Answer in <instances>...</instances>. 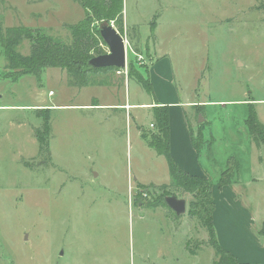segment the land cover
<instances>
[{
	"label": "rangeland",
	"instance_id": "obj_1",
	"mask_svg": "<svg viewBox=\"0 0 264 264\" xmlns=\"http://www.w3.org/2000/svg\"><path fill=\"white\" fill-rule=\"evenodd\" d=\"M2 3L1 31L37 27L65 43L72 38L68 25L84 16L79 0ZM122 5L123 28L107 23L126 39L120 73L113 67L89 72L88 84L79 86L68 71L47 67L33 82H0L3 99L44 100L46 106L141 103L152 94L135 72L145 76L150 68L162 94L168 95L170 86L182 104L189 99L203 105L183 108L205 176L216 188L222 170L238 167L229 178L236 190L231 186L220 195L214 189L222 245L248 264H264V234H259L264 229V141L248 133L244 122L249 102L264 122V0H122ZM134 32L148 38L149 61ZM29 46L24 39L16 50L27 54ZM99 46L108 52L104 42ZM4 61L0 43V73ZM157 61L166 69L158 65L154 73ZM46 108L50 159L38 155V142L25 151L26 134L18 136L9 124L29 120L35 129L43 108L29 114L0 111V132L9 136L0 152V264H216L196 217L175 214L167 204L146 205L162 190L154 184L145 196V183L168 178L163 157L135 133L134 120L150 138L147 109ZM165 191L184 198L186 210L193 199L173 184Z\"/></svg>",
	"mask_w": 264,
	"mask_h": 264
},
{
	"label": "trees",
	"instance_id": "obj_2",
	"mask_svg": "<svg viewBox=\"0 0 264 264\" xmlns=\"http://www.w3.org/2000/svg\"><path fill=\"white\" fill-rule=\"evenodd\" d=\"M83 7L84 16L80 22L69 24V31L72 36L70 42H63L50 36L40 28H29L24 25L7 27L3 33H0L1 52L5 59L7 72L5 78L16 81L22 75H33L38 79L43 69L47 67H59L68 71L79 86L88 84L87 76L89 72L97 70L112 69L109 67L94 68L89 64V59L97 54L103 53L99 43H103L99 28L101 24L113 20L117 27L123 28V5L122 0H79ZM100 22V23H99ZM27 39L30 42L29 53L18 52L16 47ZM132 64V63H131ZM118 70V68L113 67ZM131 74V72L129 73ZM133 74V73H132ZM129 76V75H128ZM135 79L144 87L147 93L151 94L152 86L147 75L142 76L135 72ZM248 111L244 122L248 133L254 137L259 136L264 141V125L258 120L257 114L251 102L248 103ZM38 110L37 115L42 117L40 125L35 127L34 136L38 142V155L47 156L50 159L49 151V108ZM154 118L157 127V134H153L148 139V144L158 154H163L166 158L170 184L180 188L184 192L192 194V200L188 204L186 213L189 216L197 218L199 223L206 229L208 234V243L213 246L216 264H248L242 262L231 252L220 246L216 238V230L213 226L212 215L214 210V198H212V183L208 177L188 174L182 170L169 154V109L166 105L153 108ZM42 112V113H41ZM231 159V158H230ZM234 168L237 165L233 166ZM234 168L227 167L220 172L217 178V185L221 186L231 184L230 176L233 175ZM238 168V167H237ZM142 187V186H141ZM144 187V195L149 194V187H156L154 184ZM167 185L158 186L161 193L154 200H147L146 205L161 206L166 205L164 196L171 194L165 191ZM264 234V229L259 234Z\"/></svg>",
	"mask_w": 264,
	"mask_h": 264
},
{
	"label": "crops",
	"instance_id": "obj_3",
	"mask_svg": "<svg viewBox=\"0 0 264 264\" xmlns=\"http://www.w3.org/2000/svg\"><path fill=\"white\" fill-rule=\"evenodd\" d=\"M3 0H0V15H4L6 14V9L4 8V6L2 5ZM134 25H138L139 22L134 21V23H132ZM125 29V28H124ZM5 31V30H4ZM4 31H1L0 29V33H3ZM134 34H136L138 37H136L138 39V46H140V48H144L146 49L145 51H147L146 53V57L149 58L151 57V54L149 53L148 49V38L144 39L141 37V35L139 34V32H134ZM162 61V60H161ZM159 63V64H158ZM157 66H155L154 68H152V70L154 71V73L156 72V69H158V65H161L164 70L166 69V64L165 62H161L157 61L156 63ZM2 70L0 73V82H8V80L10 81V78H5L4 74L7 72V69L4 68L5 67V61L4 63L1 65ZM167 72L166 75L167 78H171V75H169V71H168V65H167ZM27 79L30 82H33V80H37L36 77H34L33 75H22V77H20L19 79H17L16 81H22L23 79ZM34 78V79H33ZM148 78L150 79V68H148ZM39 79V78H38ZM12 81V80H11ZM158 81V79L154 78V75L151 74V86H152V99L148 100V101H143L141 103H124V104H107V105H103L100 103L97 104H83V105H78V104H64V103H54L53 105H47L44 103V100H38L37 102H12L10 100L5 101L3 99V93H0V111L2 110H14V111H18V112H27L29 114L28 111H34V110H38V108H46V107H75V108H88L90 106H97V107H109L108 109H110V107H120L123 108V110H127V109H147V116L150 119V122L148 123L150 128L152 129L151 131V136L154 134H157V127L155 123V118H154V111L153 108L154 107H158V106H163L166 105L169 109V117H168V124H169V132H168V139H169V154H171L173 160L177 163V165L182 168V170L186 171L188 174H194V175H199L202 177H205V171L204 168L201 167L200 165V153L198 152L197 146L195 144L194 138L192 137L193 134V125L188 121L186 114H185V109L183 107L191 105V106H203L198 104H195V102L188 100H185V102L182 104L180 102V100L178 99V93H176L174 90H172L169 86V91H168V95L162 94L159 90V88L156 86V82ZM153 84V85H152ZM40 85V83H39ZM42 86V85H41ZM34 88H32V90L30 91V95L31 97H33L36 94V91H38V87L36 85V82L33 86ZM50 93L48 92V95ZM34 98V97H33ZM151 98V97H150ZM31 109V110H29ZM257 114V113H256ZM139 116V114H138ZM138 116H135V119H138ZM257 118L259 121H261L257 115ZM32 121H27L25 120L23 121H13L12 119L9 120V124L12 127H16L19 131H18V136L20 137H24V134H26L27 136V142L30 143V145H27V148L25 151H32V145L37 143V140L34 136V129H33V125L31 126ZM261 123H264L263 121H261ZM134 125L135 127H137L135 129V133L136 135H140V137L142 139H146L147 145L148 144V138L143 137V130L141 129L140 125L137 124L134 120ZM26 127V128H25ZM9 139V136L7 135V132H5L4 134H1L0 132V152L3 151L2 146H3V142L2 140L4 138ZM20 144L22 145V147H24V145L20 142ZM150 147V146H149ZM38 148V146H37ZM151 148V147H150ZM152 150H154L153 148H151ZM8 150V149H7ZM38 150V149H37ZM23 151V149H22ZM156 156H162L163 159L165 160V164H166V169H167V173H168V178L164 179L163 181H157V183H153V182H149V183H145L146 185L148 184H158V186H161V184H165V185H170V175H169V169H168V165H167V161L166 158L163 154H158L155 150H154ZM30 155V154H29ZM28 156V155H26ZM19 157H24L23 155H20ZM17 158V157H16ZM163 159L161 158V167L163 169ZM164 170V169H163ZM137 178V177H136ZM138 184L141 185H145L144 183H140L138 182ZM232 186V187H231ZM234 186V184H226L221 186V188L217 185L216 188H214V186H212V198H214V210H213V215H212V222H213V226L216 230V238H217V242H219L220 246L223 247L224 249H226L222 244L223 242H221V238H220V234L217 228V223H216V214H217V208H218V204H217V197L215 195L214 189H217V191H219V193L222 191L223 193H225V191L229 190ZM234 190H236V188H233ZM223 193H220L223 194ZM160 207V206H159ZM180 215V214H179ZM179 220V218L177 219ZM205 230V229H204ZM205 234V239H207V232H203ZM259 235V234H257ZM227 251L231 252L230 250L226 249ZM232 253V252H231ZM235 257L236 255L234 253H232ZM237 259H239L240 261H242L239 257H237ZM244 262V261H242Z\"/></svg>",
	"mask_w": 264,
	"mask_h": 264
},
{
	"label": "water",
	"instance_id": "obj_4",
	"mask_svg": "<svg viewBox=\"0 0 264 264\" xmlns=\"http://www.w3.org/2000/svg\"><path fill=\"white\" fill-rule=\"evenodd\" d=\"M99 35L105 45L107 46L108 52L97 54V56L89 59V64L94 68L103 67H116L118 69L124 68L126 50L124 36L120 35L112 24H101L99 28ZM165 202L168 207L175 214H182L186 211V200L184 198H178L173 194L164 196Z\"/></svg>",
	"mask_w": 264,
	"mask_h": 264
},
{
	"label": "built area",
	"instance_id": "obj_5",
	"mask_svg": "<svg viewBox=\"0 0 264 264\" xmlns=\"http://www.w3.org/2000/svg\"><path fill=\"white\" fill-rule=\"evenodd\" d=\"M124 40H125V43H126V39L124 38ZM126 50V49H125ZM126 54H127V50H126ZM140 57V56H139ZM119 73H120V70L118 69L117 70Z\"/></svg>",
	"mask_w": 264,
	"mask_h": 264
}]
</instances>
